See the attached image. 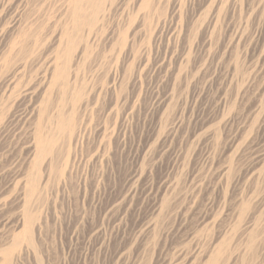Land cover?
Here are the masks:
<instances>
[{
  "label": "rangeland",
  "instance_id": "obj_1",
  "mask_svg": "<svg viewBox=\"0 0 264 264\" xmlns=\"http://www.w3.org/2000/svg\"><path fill=\"white\" fill-rule=\"evenodd\" d=\"M0 264H264V0H0Z\"/></svg>",
  "mask_w": 264,
  "mask_h": 264
},
{
  "label": "bare ground",
  "instance_id": "obj_2",
  "mask_svg": "<svg viewBox=\"0 0 264 264\" xmlns=\"http://www.w3.org/2000/svg\"><path fill=\"white\" fill-rule=\"evenodd\" d=\"M176 63V62H175ZM172 66V65H171ZM193 70V69H192ZM172 72V71H171ZM176 74V73H175ZM164 104V103H163ZM76 135V134H75ZM77 139V138H76Z\"/></svg>",
  "mask_w": 264,
  "mask_h": 264
}]
</instances>
